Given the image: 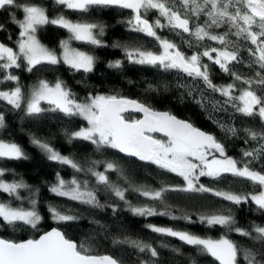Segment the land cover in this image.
Returning <instances> with one entry per match:
<instances>
[{"label":"snow or ice","instance_id":"6c2138e0","mask_svg":"<svg viewBox=\"0 0 264 264\" xmlns=\"http://www.w3.org/2000/svg\"><path fill=\"white\" fill-rule=\"evenodd\" d=\"M62 9L81 14L94 9L129 10L126 20L131 32L142 34L155 42L156 50L141 46H121L125 59L130 64L159 68L164 72L174 71L190 82H179L176 87L193 97L195 103L211 112H231L233 117L258 118L262 130L244 128V142H255L253 147L241 150V159L226 154L224 144L214 135L207 133L191 122L177 118L171 112L159 111L138 100L118 94H92L78 99L67 84L57 78L55 82L40 79L32 84L27 93L16 70L32 73L40 66L66 65L73 72H93L96 57L71 46V41H80L94 47H105L98 37L105 34L103 23L73 21L64 14L50 17L48 9L41 3H20L18 0H0V11L17 9L22 12L18 19L10 12L12 23L19 32L13 41L15 48L0 42V130L7 127L5 111H18L24 117L38 118L44 113H58L63 117L80 118L86 126L78 130H65L69 143L74 140L87 141L96 151L113 149L128 157H134L146 164L155 165L163 173H171L183 181L179 185L162 184L159 188L134 184L124 170L112 161L91 160L81 163L62 155L52 144L34 135L31 144L38 148L48 161L67 166L75 174H84V179L73 175L65 180L60 172L48 191L56 197L84 205L92 209L108 207L115 214V203L103 204L99 193L104 192L122 201L133 216H168L172 220H184L212 228L219 226L228 232H235L252 242L250 247L238 245L227 235L219 239L204 237L173 227L147 224L145 227L161 237H171L195 250L199 256L211 257L218 264H264V226L252 224L250 230L236 226L235 217L222 212L201 213L197 221L188 214L173 215L166 203V194L210 193L231 205L251 203L264 212V0H53ZM155 12L153 20L148 19ZM54 25L65 29L69 38L60 42L59 55L48 48L37 37L40 28ZM223 29V31H220ZM4 25L0 24V31ZM167 30L180 38L181 44L191 51L182 50L181 44L159 33ZM9 40L12 39L9 35ZM245 51L247 56H242ZM205 59L208 61L205 62ZM231 78V82L216 84L212 80L211 66ZM239 65L252 71L242 73ZM123 61L108 64L109 68L120 69ZM151 90L155 91L152 86ZM166 87V86H165ZM218 94L220 99L215 98ZM198 96V98H197ZM43 105H46L43 106ZM141 113L142 118L131 116ZM128 114V115H126ZM214 123L227 137H238L241 129L219 120ZM159 133L161 137L153 134ZM28 154L14 141L0 139V162L27 160ZM103 164V171L97 170ZM260 163L262 170L253 165ZM12 173L13 179L5 177ZM109 173H117L123 183L114 182ZM14 169L0 167V193L7 200L0 199V228L12 231L31 229L40 232L43 217L37 209L39 189H33L23 178L16 179ZM91 177L93 179H88ZM201 177L221 182L231 177L233 181H244L252 191L235 192L209 187L201 183ZM29 196H21V191ZM134 192L145 202L133 204L127 193ZM27 200L28 207L24 206ZM13 201L20 203L15 204ZM161 207L163 210H161ZM47 211L56 224L74 222L79 216L70 214L72 209L61 211L58 206L49 205ZM231 213V209H228ZM103 227V225H101ZM114 245H127L147 259L139 264H159L160 253L151 243L140 239L115 238ZM160 248L169 249L167 243ZM170 250L180 254V249ZM91 245L68 238L64 231L53 227L35 238L13 240L0 238V264H123L111 255L92 254ZM191 264H196L192 259Z\"/></svg>","mask_w":264,"mask_h":264},{"label":"trees","instance_id":"16d2710c","mask_svg":"<svg viewBox=\"0 0 264 264\" xmlns=\"http://www.w3.org/2000/svg\"><path fill=\"white\" fill-rule=\"evenodd\" d=\"M20 3H41L48 9L50 17L64 14L68 19L73 21H88L94 23H103L105 25V34L101 39L105 47H94L92 45L71 41V45L84 50L96 57V64L93 72L84 74L83 72H73L66 65L59 64L56 66H44V70H40V66L34 69L32 73L16 70V74L20 76L21 84L27 93L30 86L40 79H46L49 82H55L57 78L63 80L67 86L76 94L78 99H83L89 93L92 94H118L130 99L138 100L150 105L156 110L171 112L176 117L191 122L195 127L214 135L220 140L226 149V154L234 159H241V150L253 147L255 142H244V128H252L261 131L262 126L258 118H247L236 115L233 117L229 112H211L202 108L195 103L193 97L188 96L183 89L177 88L179 82L187 81V78L181 79L174 71L164 72L159 68L130 64L124 56L122 48L113 47L119 43L121 46H143L144 48L156 50L155 42L150 38L129 31L126 20L130 16L129 10H119L113 8L94 9L86 14L73 12L68 9H62L54 4L53 0H18ZM10 12H15L18 19H22V12L17 9L9 11H0V24L4 25V30L0 31V42L15 48L13 43L18 37L19 29L16 24L12 23ZM156 13L150 12L148 19L151 21L155 18ZM220 31H223L221 29ZM176 43L181 44L180 38L167 30L159 33ZM9 35L12 39L9 40ZM37 37L42 44L53 49L59 54L60 42L67 40L69 34L65 29L54 25H46L37 32ZM181 48L188 54L191 51L181 44ZM242 56H247L245 51L241 52ZM116 60L123 61L120 69L109 68L108 64ZM242 73L252 75V71L239 65ZM212 80L216 84H225L231 82V78L223 76L215 66H211ZM190 82V81H187ZM152 86L155 91L151 90ZM8 85H0V88L11 87ZM166 86V87H165ZM198 98V96H197ZM216 99H220L215 94ZM46 107V105H43ZM0 110H4L0 107ZM7 127L0 130V139L11 140L22 146L28 154L27 160L21 161H4L0 162V167L11 168L15 170L16 179L23 178L24 181L31 185L33 189H39L37 209L43 220L39 225L40 232H34L31 229L12 231L8 228H0V238L23 240L27 238H35L44 231H48L53 227H58L66 236L77 243L85 242L91 245L94 255H111L123 262V264H139L140 260L147 259L145 254L138 253L135 249L127 245H114L113 239H123L130 237L140 239L147 243H151L160 253L159 264H191V260L195 259L196 264H218L211 257L199 256L194 249L187 245H182L180 241L171 237H161L150 232L145 225L155 224L158 226L173 227L179 230H186L204 237L220 238L227 235L229 239L237 242L243 247H250L252 242L238 236L235 232H228L219 226L206 227L199 222L187 223L184 220H172L168 216L138 217L133 216L126 210V206L122 201H118L115 197H110L104 192H100L99 199L103 204L115 203L118 211L114 214L111 208L92 209L66 199L56 197L48 191L49 185L55 182L57 172L65 180H70L73 175H78L80 179H84V174H75L72 169L67 166H60L56 163L48 161L45 155L30 142L32 135L44 139L52 144L62 155L70 156L81 163H87L91 160L112 161L124 170L132 183L140 185H149L153 188H159L162 184L179 185L183 181L171 173H163L155 165L146 164L131 158L123 157L113 149L96 151L95 147L87 141L74 140L68 142L65 136V130L74 131L84 125V121L80 118H66L58 113H44L38 118L24 117L18 111H5ZM128 115V114H126ZM131 116L136 117L131 114ZM219 120L224 124H232L241 131L238 137H227L223 131L217 126L213 120ZM257 170L261 169V164L253 165ZM103 171V164L97 169ZM110 178L114 182L123 183L118 179L117 173H109ZM6 179H13L12 173H9ZM88 179H93L88 177ZM201 183L206 186L223 190H231L235 192L252 191V186L244 181H233L228 177L224 181L216 182L207 177H201ZM21 196L28 197V191H21ZM128 199L133 204H140L144 201L143 197L137 196L134 192L127 193ZM0 199L7 200L6 194L0 193ZM14 205L20 202L13 201ZM166 203L170 205L168 209L173 215L180 216L188 214L193 221H197V217L201 213L222 212L231 214L235 217L236 226L246 229L251 228L252 224L264 226V212L258 211L255 205L241 204L240 206L231 205L227 201H222L210 193H179L169 192L166 194ZM49 205H55L61 211L71 208L70 214L79 216L80 219L74 222L56 224L52 221L50 213L47 211ZM24 206L28 207L27 200ZM231 209V213L228 212ZM161 210L163 208L161 207ZM103 225V227H101ZM161 243H167L171 247L180 249V254H176L169 249L160 248ZM240 264H244L242 257Z\"/></svg>","mask_w":264,"mask_h":264},{"label":"water","instance_id":"95a60500","mask_svg":"<svg viewBox=\"0 0 264 264\" xmlns=\"http://www.w3.org/2000/svg\"><path fill=\"white\" fill-rule=\"evenodd\" d=\"M160 111V110H159ZM132 115H134V116H136V117H138V119L139 118H142V114L141 113H132ZM178 118V117H177ZM180 119V118H179ZM187 121V120H186ZM198 128V127H197ZM200 129V128H199ZM153 135H155V136H157V137H161V134H159V133H155V134H153ZM116 151V150H115ZM117 152V151H116ZM118 154H120L121 156H123V157H127V158H131V159H134V160H136V161H139L138 159H136V158H134V157H128V156H125L124 154H122V153H119V152H117ZM139 162H142V161H139ZM144 163V162H143ZM103 255H106V254H103Z\"/></svg>","mask_w":264,"mask_h":264},{"label":"rangeland","instance_id":"374dc122","mask_svg":"<svg viewBox=\"0 0 264 264\" xmlns=\"http://www.w3.org/2000/svg\"><path fill=\"white\" fill-rule=\"evenodd\" d=\"M73 48H76V47H74L73 45H71ZM76 49H78V48H76ZM80 50V49H79ZM61 51V50H60ZM81 51H84V50H81ZM85 52V51H84ZM60 53V52H59ZM59 55V54H58ZM83 126H86V121H84V125ZM179 230V229H178ZM212 238V237H211ZM213 239H219V238H213Z\"/></svg>","mask_w":264,"mask_h":264},{"label":"flooded vegetation","instance_id":"af4514ba","mask_svg":"<svg viewBox=\"0 0 264 264\" xmlns=\"http://www.w3.org/2000/svg\"><path fill=\"white\" fill-rule=\"evenodd\" d=\"M205 62L207 63L208 61L205 59ZM213 66H215V65H213ZM215 67H217V66H215ZM217 69H218V67H217ZM218 71H219V69H218ZM220 72V71H219ZM223 76H225L226 77V75L225 74H223L222 72H220ZM135 118H138V117H135Z\"/></svg>","mask_w":264,"mask_h":264}]
</instances>
